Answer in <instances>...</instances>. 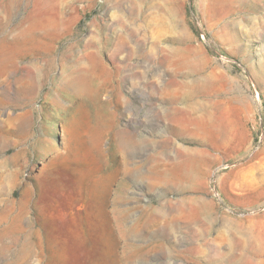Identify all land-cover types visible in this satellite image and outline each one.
<instances>
[{"label":"rangeland","instance_id":"374dc122","mask_svg":"<svg viewBox=\"0 0 264 264\" xmlns=\"http://www.w3.org/2000/svg\"><path fill=\"white\" fill-rule=\"evenodd\" d=\"M263 227L264 0H0V264H260Z\"/></svg>","mask_w":264,"mask_h":264},{"label":"bare ground","instance_id":"6f19581e","mask_svg":"<svg viewBox=\"0 0 264 264\" xmlns=\"http://www.w3.org/2000/svg\"><path fill=\"white\" fill-rule=\"evenodd\" d=\"M165 56V55H164ZM168 58V57H167ZM222 101V100H221ZM220 101V102H221ZM230 104V103H229ZM227 105V104H226ZM217 107V106H216ZM190 110V109H189ZM184 111H185V109H184ZM182 112V111H181ZM179 113V112H178ZM220 114V113H219ZM227 118V117H226ZM234 131V130H233ZM264 228V227H263ZM261 231H263V229L261 230ZM259 232V234L255 237V243H256V245H253V250H254V252H255V254H258V253H260V252H262L263 254H264V231L263 232ZM253 244V243H252ZM250 253H252V252H250ZM262 253L261 254H259L260 256L262 255ZM65 255V254H64ZM263 256V255H262ZM138 257V255H132L130 258V260L133 262L136 258ZM249 257H251V255L249 256ZM63 258V257H62ZM88 258V257H87ZM262 258V257H261ZM248 258H244V263L245 264H248V262H250L251 260H248ZM86 261V260H85ZM254 261V260H253ZM132 262H130V263H132ZM128 263V262H127ZM243 264V263H242ZM251 264V263H250ZM260 264H264V259H261V262H260Z\"/></svg>","mask_w":264,"mask_h":264}]
</instances>
